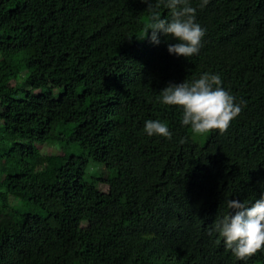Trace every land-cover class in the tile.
<instances>
[{
  "label": "trees",
  "instance_id": "16d2710c",
  "mask_svg": "<svg viewBox=\"0 0 264 264\" xmlns=\"http://www.w3.org/2000/svg\"><path fill=\"white\" fill-rule=\"evenodd\" d=\"M200 4L205 35L186 59L171 37L143 38L140 0H0V264H264V252L238 261L213 231L228 200L264 195V0ZM22 69L32 89L61 90L51 105L14 97ZM205 73L241 106L227 131L149 137L148 120L189 128L157 98ZM54 122L82 154H38Z\"/></svg>",
  "mask_w": 264,
  "mask_h": 264
},
{
  "label": "clouds",
  "instance_id": "9594fccd",
  "mask_svg": "<svg viewBox=\"0 0 264 264\" xmlns=\"http://www.w3.org/2000/svg\"><path fill=\"white\" fill-rule=\"evenodd\" d=\"M148 5L149 22L145 26L147 37L151 30V42L160 43L158 34L171 37L177 43L168 45L169 54L189 58L199 53L205 30L196 22V8L190 0H140ZM209 0H201L200 7ZM169 10V18H162L159 9ZM141 38V39H143ZM158 102L164 106L176 107L182 112L181 123L190 127L194 135H206L211 132L223 134L236 119L241 106L235 97L224 89L219 75L205 73L191 82L169 84L158 96ZM144 132L149 136L172 138L168 125L159 120H148ZM184 143L183 140L180 141ZM229 210L215 219L213 231L223 241L226 250L238 261H246L259 252H264V195L251 205L230 199Z\"/></svg>",
  "mask_w": 264,
  "mask_h": 264
},
{
  "label": "rangeland",
  "instance_id": "374dc122",
  "mask_svg": "<svg viewBox=\"0 0 264 264\" xmlns=\"http://www.w3.org/2000/svg\"><path fill=\"white\" fill-rule=\"evenodd\" d=\"M25 73H26V70L25 71L24 69L20 70L19 75L11 79L9 83L11 86H14V90H15L14 97L20 98L27 92H33L35 94H42L44 92L45 95L47 96L46 103L51 105L55 101L56 97L60 94L61 90L60 89L34 90L30 86L24 83V78L26 76ZM99 75H100V71L97 69H91L89 71V77L91 78L98 77ZM50 134H51V138H49L45 143L36 144L38 154L45 156V155H50V154L80 155L83 153V151L80 150L75 144H72L70 141L67 140L69 131L68 129H65L64 124L54 122L51 128ZM209 135L210 133L206 135H202V136L194 135L192 134L190 127L189 128L179 127L172 132V138L170 140L184 139L186 141H191L193 143L204 144L208 140ZM89 170L94 171L96 170V167L91 165ZM89 174L90 173H88L87 177L89 176ZM101 175L107 176L108 172H105L103 174V172L100 171L99 173H97L98 177H101ZM98 186H99V189H102V190L107 189V185L105 184H99Z\"/></svg>",
  "mask_w": 264,
  "mask_h": 264
}]
</instances>
